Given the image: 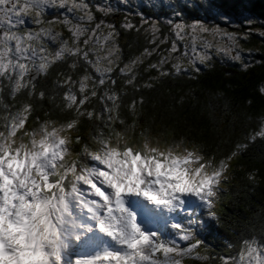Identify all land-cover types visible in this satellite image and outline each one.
I'll return each instance as SVG.
<instances>
[{
    "label": "snow or ice",
    "instance_id": "6c2138e0",
    "mask_svg": "<svg viewBox=\"0 0 264 264\" xmlns=\"http://www.w3.org/2000/svg\"><path fill=\"white\" fill-rule=\"evenodd\" d=\"M93 7L100 10L102 6L89 5L85 0H0V78L11 82L13 99L24 89H29L31 98L37 76L47 74L58 61L75 57L86 66L79 78L80 98L73 91L76 81L70 75L62 81L61 86L68 89L64 107L74 109L66 123L56 126L55 121H44L38 129L27 130L26 123L34 110L31 103H24L4 117L0 130V264H182L186 257L209 261L210 257L199 251L203 241L194 236L190 198L215 216L214 201L222 182L228 179L237 151L217 162L196 144L188 146L184 140L160 147L159 141L153 146L145 139L142 147H137L118 131L115 142L110 136L94 137L95 149L85 145L80 152L72 151L73 143L82 142L73 130L82 119L92 120L96 115L86 107L90 98L98 97L105 105L109 121L118 119V114L113 115L120 107L118 93L105 89L101 95L97 87L109 81L115 85L117 81L111 74L117 69L121 76L130 77L124 84L132 85L136 66L167 42L166 37L157 39L153 26L150 43L155 47L145 48L121 66V49L116 43L119 34L105 19L96 20ZM49 9L63 11L45 19ZM103 12L115 14L111 6L103 7ZM173 14L182 16V12ZM219 19L229 26L233 23L226 15L221 14ZM29 24L36 27L29 28ZM169 24L175 39L166 50L167 55L162 54L157 63L145 69H154L160 76L169 75L163 69L169 59L177 61L172 64L177 74L186 70L179 62L181 57L194 68L196 62L206 63L213 47L238 60L240 41L247 40L254 31L250 18L243 21V33L230 32L220 24L207 26L199 20ZM55 25L66 29L68 37L63 31H55ZM122 27L132 30L135 26L126 21ZM104 29H108L106 34ZM257 34L264 37V30ZM177 41L185 42L182 53ZM50 45L58 47L53 51ZM101 62H106L103 70ZM88 66L98 74V80L88 72ZM69 67H77L76 62ZM144 87L152 85L145 83ZM44 95L39 93L41 99ZM107 101H112L111 108ZM129 110L136 114L135 100ZM261 120L262 127L256 135L264 137V117ZM105 126L111 128V124ZM73 155L75 158L69 159ZM84 157L90 163H85ZM132 200L139 210L130 206ZM141 212L144 223L140 222ZM181 216L189 217L186 223ZM160 221L174 230L173 236H164L156 226ZM181 241L186 246H181ZM83 244L95 246L96 250L86 256L69 255L75 246ZM218 259L221 264H264V243L255 237L244 239L238 259Z\"/></svg>",
    "mask_w": 264,
    "mask_h": 264
},
{
    "label": "trees",
    "instance_id": "16d2710c",
    "mask_svg": "<svg viewBox=\"0 0 264 264\" xmlns=\"http://www.w3.org/2000/svg\"><path fill=\"white\" fill-rule=\"evenodd\" d=\"M117 1L121 2L85 0L89 5L102 6L100 10L92 8L96 20L103 18L115 26L119 34L116 43L121 49V66L140 55L145 48L155 47L150 44L153 21L159 24V34L169 38V28L162 21L173 16L174 12H182V16L176 17H182L180 20L187 24L199 20L209 23V26L220 24L222 28L237 33L246 31L243 24L246 18L253 20L254 31L242 42L244 51L241 61L245 65L223 62L218 56L211 55L204 64L196 62L195 68L199 71L191 67L177 74L173 68H169V62L165 64L168 67L165 71L169 75L160 76L154 69L145 70L151 62L157 63L161 55L166 54L168 46L160 45L159 50L134 69L136 79L132 85L124 84V80L130 77L121 76L117 69L111 74L117 81L115 85L109 81L103 87H97L101 95L105 89L118 93L120 98L117 103L120 107L113 113L118 114L115 122L108 120L109 113L105 111V105L98 97H93L86 107L102 118L97 119L94 115L92 120L82 119L73 130V135H80L82 140L80 144H75L77 152L85 145L95 149L97 143L94 137L110 136L115 142L117 131L137 147H142L145 139L153 146L159 141L160 147L166 144L172 146L184 140L188 146L196 144L205 155L215 158L217 162L237 151L238 155L231 162L227 173L222 201L216 209L219 224L204 241V254L210 259L196 262L216 264L220 256L238 259L242 240L255 237L264 243V137L256 135L262 127L261 118L264 117V95L261 94V89H264V37L257 34L259 30H264V0H125L122 3L126 7L124 13H101L105 6L114 9ZM60 11L63 10L49 9L45 19L58 16ZM221 14L228 16L235 24H223L219 19ZM126 21L135 27L126 30L122 27ZM44 26L48 27L47 24ZM27 27L36 26L29 24ZM53 27L55 31H63L65 38L68 37L66 29L59 25ZM106 31L103 30L105 34ZM50 46L53 51L58 47ZM249 51L252 54L247 62L245 52ZM74 61L77 67H69ZM85 67L84 62L75 57L58 61L47 74L37 76L31 98L28 96L29 89H24L13 99L11 82L0 78V130H3L5 115L14 113L24 103H31L34 108L25 126L29 131L38 129L44 121H55L56 126L66 123L73 116L74 109L64 107V93L68 89L61 86L62 81L70 75L76 81L73 91L80 98L79 78L84 74ZM87 70L99 79L90 66ZM152 77L158 79H150ZM145 83H150L152 87H144ZM40 92L45 94L42 99ZM133 100L136 101L135 115L129 110ZM107 106L111 108L112 101H107ZM119 120L125 123L121 124ZM106 124H111V128L106 127Z\"/></svg>",
    "mask_w": 264,
    "mask_h": 264
},
{
    "label": "rangeland",
    "instance_id": "374dc122",
    "mask_svg": "<svg viewBox=\"0 0 264 264\" xmlns=\"http://www.w3.org/2000/svg\"><path fill=\"white\" fill-rule=\"evenodd\" d=\"M125 5L124 4H122V2H116V4H115V7H114V10H115V14L117 13V14H122V13H124L126 10H125ZM101 13H104L102 10H101ZM128 14V13H127ZM180 18H182V17H176L175 15H173V16H169L167 19H165V20H163L162 21V24H164L166 27H168L169 29V34H170V36H169V38L168 37H166V38H168V42H165V43H163V44H161V45H166V46H168V48L170 47V45H171V42H172V40L173 39H175V37H174V35H173V28H172V26L169 24V21H180ZM158 23L156 22V21H153L152 22V24H151V32H152V28H153V26H155L156 27V29H157V32H156V37H157V39H162L163 37L159 34V27H158V25H157ZM205 25H207V23H204ZM233 24H235L234 22H233ZM207 26H209V25H207ZM57 30V29H56ZM107 31H108V29H107ZM106 31V32H107ZM228 31H230V30H228ZM260 31V30H259ZM230 32H232V31H230ZM237 33V32H236ZM152 38L153 37H150V40H152ZM165 38V37H164ZM101 39H102V37H101ZM207 39L208 40H212V37L211 36H208L207 37ZM244 40H241L240 41V51H241V56H242V51H244L243 50V47H242V42H243ZM177 43H178V45H179V48H180V52L182 53L185 49H184V44H185V42L184 41H177ZM224 42L223 41H221V44H223ZM151 44V43H150ZM189 52H191V44H190V42H189ZM245 53H247V55H246V58L248 59L247 60V62L251 59V56L250 55H248V53L249 52H245ZM101 55H103V52H101L100 53ZM153 55V54H152ZM151 55V56H152ZM165 55H167V52H166V54ZM209 55L211 56V55H216V56H218L219 58H220V60L221 61H223V62H227V63H232V64H234V63H242V64H246L244 61L242 62L241 61V57H240V59H233L232 58V56L231 55H227V54H225V53H223V52H220V51H217L216 50V47H213L211 50H210V52H209ZM151 56H149V57H145L144 58V61H146V60H148ZM170 62V63H169ZM169 66H171V67H169V68H172V64L173 63H176L177 61L175 60V59H169ZM180 63H182V65H183V68H186V69H189V68H191V67H193L191 64H189L188 63V60L186 59V58H183V57H181V60L179 61ZM151 63H153V62H151ZM150 63V64H151ZM197 63H199V62H197ZM106 65V62H101V69L103 70V67ZM140 65V64H139ZM139 65H137L136 66V68L139 66ZM166 65L164 64L163 65V69L164 70H166V68H168L167 66L165 67ZM188 264V263H187Z\"/></svg>",
    "mask_w": 264,
    "mask_h": 264
}]
</instances>
